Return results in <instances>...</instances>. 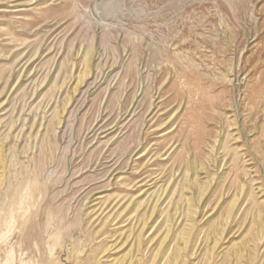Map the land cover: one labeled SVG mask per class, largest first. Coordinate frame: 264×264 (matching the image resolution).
<instances>
[{"label": "rangeland", "instance_id": "1", "mask_svg": "<svg viewBox=\"0 0 264 264\" xmlns=\"http://www.w3.org/2000/svg\"><path fill=\"white\" fill-rule=\"evenodd\" d=\"M188 186L185 264H264V0H0V264H119L166 191L149 264Z\"/></svg>", "mask_w": 264, "mask_h": 264}, {"label": "bare ground", "instance_id": "2", "mask_svg": "<svg viewBox=\"0 0 264 264\" xmlns=\"http://www.w3.org/2000/svg\"><path fill=\"white\" fill-rule=\"evenodd\" d=\"M205 169V167H203ZM202 168V169H203ZM193 169V167H192ZM191 171V170H190ZM203 171V170H202ZM191 174V173H190ZM195 175V173H193ZM197 174V172H196ZM189 175V174H188ZM189 178V177H188ZM190 179V178H189ZM189 181V180H187ZM187 183V182H186ZM245 187V186H244ZM186 188V187H185ZM194 189L195 186L193 187ZM201 188V187H199ZM207 188V187H206ZM206 188H203V189H197V195L196 197H194V193L191 192V187H187L186 190H190V193H192V197H188V198H184L183 199V202L185 203V205L183 206L182 210H179V209H176L175 212L173 214H171L168 210L166 211V214H165V219L162 221V227L164 228L163 232L160 234V236L157 238L156 240V249L155 251L153 252L152 254V257L153 259L151 260V262H149V264H160L159 263V260H161L165 255L168 254V257L167 259L165 260L164 264H185L186 263V257H187V253L191 250V241H192V237H193V229H194V226H195V220H194V217L197 215V214H200L202 211L199 210L195 205H194V201L195 199L200 202L205 194H206ZM182 189V188H181ZM244 188L242 187L240 190L241 191H244L243 190ZM185 190V191H186ZM165 191V190H164ZM167 195V192H162L157 200L155 201V203L149 208V211H147L148 213L143 215L142 218L139 220L140 224L138 226V228L134 231V229L131 231L132 234H129L127 237H126V240L119 246V248H122L125 246V248H128L126 250V252L122 255V258L121 260H119V264H148L146 261H142L141 258H139L138 256L141 254V248L143 246V233H144V230L145 228H150V226H148L147 222L148 220H152L153 216L155 215V212H156V209H157V204L161 198L162 195ZM184 194V193H183ZM246 195V194H245ZM183 198V197H182ZM135 202V201H134ZM134 202H130L129 205H133V207L135 206V203ZM134 203V204H133ZM237 204V199L234 198L227 211H226V219H222V218H219L217 221H216V226H214V229H212L211 234H215L214 232H216V229L218 227V225H221V222L224 221L225 224H228L226 223L227 222V219L229 218V216L231 215L232 211L234 210L233 208L236 206ZM128 205V206H129ZM128 206L126 208H124V211H122V213L125 212V214L127 213V211H129L128 209ZM196 208V209H195ZM177 214V218L174 219V216ZM260 214V213H259ZM258 214H256L255 216H257ZM199 216V215H198ZM222 216V215H221ZM224 217V218H225ZM231 217V216H230ZM251 217H254L251 216ZM177 219H180L181 220V223L182 221H184L186 224L184 225V229L181 231L180 233V236L175 238V233L173 232V226L175 224V221ZM173 220H175L173 222ZM48 222H50V218H48ZM223 223V222H222ZM249 227H248V230H247V235L250 236L251 233H253V231H255V233H263V228H264V217L263 216H257V217H254L252 219L251 222H249ZM223 225V226H224ZM222 226V225H221ZM263 226V228H262ZM225 227V226H224ZM157 229H155V231L153 233H156L157 232ZM247 229V228H246ZM134 231V232H133ZM226 231V230H225ZM224 231V228H220L219 232L220 234H222ZM218 233V234H219ZM207 235V237L205 238V242H207L209 239H210V236ZM135 236L134 238V241L133 243H131V241L133 240V237ZM213 236V235H212ZM211 236V237H212ZM261 236V235H260ZM263 237V235H262ZM130 238V240L128 241V239ZM217 238V237H216ZM221 238V237H219ZM223 238V237H222ZM245 239V238H244ZM176 240V241H175ZM212 240V239H211ZM218 240L219 239H215V240H212V246L210 245V247H206V250L204 251V254H202V258H201V261L200 262H203L202 264H207L208 261H210L211 259H213V257L216 256V253H215V256H214V251L217 249L216 246L218 245ZM251 240V239H250ZM128 241V242H127ZM175 243L173 244L172 247L171 246V243L174 242ZM210 241V240H209ZM220 241V240H219ZM247 241V239H246ZM180 242V243H179ZM208 244V243H207ZM246 243L243 242V245H245ZM248 244V243H247ZM246 244V245H247ZM239 245V244H238ZM236 245V246H238ZM242 245V246H243ZM246 247V246H245ZM118 248V249H119ZM124 248V249H125ZM216 248V249H215ZM243 248V247H242ZM248 248V247H247ZM231 249V248H230ZM111 250V246L109 247H103L100 249V251L98 252L103 254L104 252H108ZM198 250V247L195 251ZM244 250V249H243ZM246 250V248H245ZM240 246L239 247H235V249H232L231 252H230V256L231 255H234V254H238L237 256L242 257L243 255L241 254L242 252H240ZM245 252V251H244ZM195 253H193L192 255H194ZM247 254H248V251H247ZM229 255V254H228ZM242 255V256H241ZM103 256V255H102ZM246 256V255H245ZM97 257H100V256H97ZM229 257V256H228ZM226 257V258H228ZM232 257V256H231ZM230 257V259H231ZM235 257V256H234ZM248 257V256H247ZM104 258V257H103ZM109 258V257H107ZM106 258V259H107ZM238 258V257H237ZM102 259V258H101ZM158 259V261H157ZM216 259V258H215ZM233 259V258H232ZM231 259V260H232ZM246 259V258H245ZM249 259V257H248ZM247 259V260H248ZM237 260V259H236ZM229 261V260H228ZM242 261V260H241ZM88 262V261H87ZM92 262V261H91ZM235 262V261H234ZM250 262V260L248 261ZM232 263V262H231ZM93 264H102L100 262V259H97L96 260V255L94 256V263ZM230 264V262H229ZM237 264V263H235ZM252 264V263H251Z\"/></svg>", "mask_w": 264, "mask_h": 264}]
</instances>
